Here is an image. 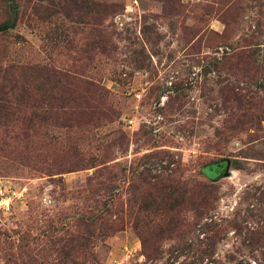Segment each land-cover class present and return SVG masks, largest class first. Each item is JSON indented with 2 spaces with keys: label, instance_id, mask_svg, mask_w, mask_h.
<instances>
[{
  "label": "rangeland",
  "instance_id": "obj_1",
  "mask_svg": "<svg viewBox=\"0 0 264 264\" xmlns=\"http://www.w3.org/2000/svg\"><path fill=\"white\" fill-rule=\"evenodd\" d=\"M5 26L0 264H264V0H0ZM32 65L66 79L49 112L13 106Z\"/></svg>",
  "mask_w": 264,
  "mask_h": 264
},
{
  "label": "trees",
  "instance_id": "obj_2",
  "mask_svg": "<svg viewBox=\"0 0 264 264\" xmlns=\"http://www.w3.org/2000/svg\"><path fill=\"white\" fill-rule=\"evenodd\" d=\"M9 91H16L13 98V106L18 108H27L29 106L45 107V111L49 112L46 108L50 102H62L64 99L60 97L63 92V85L66 79L59 75V73L48 70L44 66H14L9 69ZM34 82H37L35 84ZM40 92V96L35 93ZM10 103L7 100L5 103ZM1 111L9 112L5 106ZM214 164H208L204 167L203 173L209 177ZM170 201V200H169ZM215 201V187L212 184H205L202 186L200 196L197 198L196 203L192 207L193 215L195 218H201L208 215L212 209L211 202ZM213 233V232H212ZM237 264H241L238 262Z\"/></svg>",
  "mask_w": 264,
  "mask_h": 264
},
{
  "label": "water",
  "instance_id": "obj_3",
  "mask_svg": "<svg viewBox=\"0 0 264 264\" xmlns=\"http://www.w3.org/2000/svg\"><path fill=\"white\" fill-rule=\"evenodd\" d=\"M6 28H7L6 26L5 27H1L0 30L6 29ZM219 166H220L219 173L215 177H212L210 179L217 180V179H219V178L227 175V169H228V163H227V161H221V163L219 164Z\"/></svg>",
  "mask_w": 264,
  "mask_h": 264
}]
</instances>
